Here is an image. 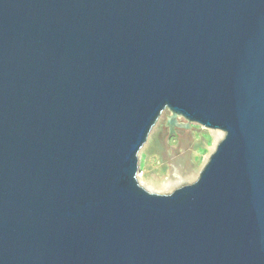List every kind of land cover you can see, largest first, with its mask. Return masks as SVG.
<instances>
[{
	"label": "water",
	"instance_id": "obj_1",
	"mask_svg": "<svg viewBox=\"0 0 264 264\" xmlns=\"http://www.w3.org/2000/svg\"><path fill=\"white\" fill-rule=\"evenodd\" d=\"M166 109L225 135L161 194ZM0 264H264V0H0Z\"/></svg>",
	"mask_w": 264,
	"mask_h": 264
},
{
	"label": "rangeland",
	"instance_id": "obj_2",
	"mask_svg": "<svg viewBox=\"0 0 264 264\" xmlns=\"http://www.w3.org/2000/svg\"><path fill=\"white\" fill-rule=\"evenodd\" d=\"M168 113L171 111L166 109L138 152L140 184L161 194L195 182L225 135L220 129L197 122H192L188 128L177 127L176 132L170 134L165 125ZM184 120V117L179 118L180 122Z\"/></svg>",
	"mask_w": 264,
	"mask_h": 264
}]
</instances>
